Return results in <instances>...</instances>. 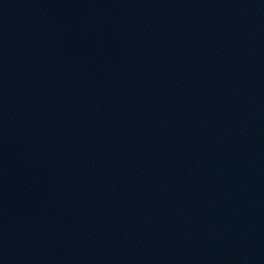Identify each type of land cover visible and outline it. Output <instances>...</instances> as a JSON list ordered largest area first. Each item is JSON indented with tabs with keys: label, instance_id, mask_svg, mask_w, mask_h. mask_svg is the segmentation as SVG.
Wrapping results in <instances>:
<instances>
[{
	"label": "water",
	"instance_id": "1",
	"mask_svg": "<svg viewBox=\"0 0 264 264\" xmlns=\"http://www.w3.org/2000/svg\"><path fill=\"white\" fill-rule=\"evenodd\" d=\"M0 264H264V0H0Z\"/></svg>",
	"mask_w": 264,
	"mask_h": 264
}]
</instances>
